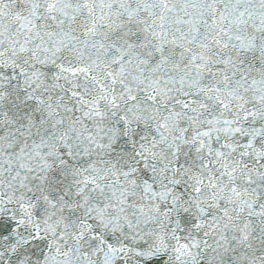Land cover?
<instances>
[{
	"label": "snow or ice",
	"instance_id": "snow-or-ice-1",
	"mask_svg": "<svg viewBox=\"0 0 264 264\" xmlns=\"http://www.w3.org/2000/svg\"><path fill=\"white\" fill-rule=\"evenodd\" d=\"M0 264H264V0H0Z\"/></svg>",
	"mask_w": 264,
	"mask_h": 264
}]
</instances>
